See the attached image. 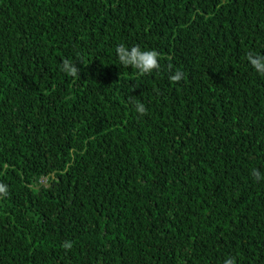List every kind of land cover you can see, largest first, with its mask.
<instances>
[{"label": "trees", "instance_id": "1", "mask_svg": "<svg viewBox=\"0 0 264 264\" xmlns=\"http://www.w3.org/2000/svg\"><path fill=\"white\" fill-rule=\"evenodd\" d=\"M121 44L161 69L124 67ZM249 52L264 0H0V264H264Z\"/></svg>", "mask_w": 264, "mask_h": 264}, {"label": "clouds", "instance_id": "2", "mask_svg": "<svg viewBox=\"0 0 264 264\" xmlns=\"http://www.w3.org/2000/svg\"><path fill=\"white\" fill-rule=\"evenodd\" d=\"M116 52L121 65L137 70L141 76L151 74L161 69L160 54L155 50H142L139 45L132 46L129 49L127 46L121 44L116 48ZM247 60L258 74L264 76V55H256L249 52L247 54ZM61 70L70 77L80 76L81 71V69L77 67V64L69 59L63 60ZM183 78L184 73L182 71H176L169 76L172 83H179ZM130 102L134 103L135 111L141 116L148 114V109L143 103L138 100H132L131 98ZM251 175L256 182L264 180V173H261L258 169H252ZM7 195V186L0 183V198L6 197ZM62 247L66 251H70L72 244L66 241ZM225 264H236V259L234 257L229 258L225 261Z\"/></svg>", "mask_w": 264, "mask_h": 264}, {"label": "rangeland", "instance_id": "3", "mask_svg": "<svg viewBox=\"0 0 264 264\" xmlns=\"http://www.w3.org/2000/svg\"><path fill=\"white\" fill-rule=\"evenodd\" d=\"M47 177H43V178H41L40 180H39V183L40 184H42V185H45V186H47Z\"/></svg>", "mask_w": 264, "mask_h": 264}]
</instances>
